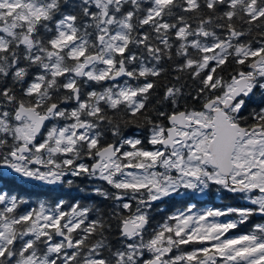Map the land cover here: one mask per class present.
Here are the masks:
<instances>
[{"label": "snow or ice", "instance_id": "1", "mask_svg": "<svg viewBox=\"0 0 264 264\" xmlns=\"http://www.w3.org/2000/svg\"><path fill=\"white\" fill-rule=\"evenodd\" d=\"M0 264H264V0H0Z\"/></svg>", "mask_w": 264, "mask_h": 264}, {"label": "trees", "instance_id": "2", "mask_svg": "<svg viewBox=\"0 0 264 264\" xmlns=\"http://www.w3.org/2000/svg\"><path fill=\"white\" fill-rule=\"evenodd\" d=\"M31 191L32 190L30 188H27V187H19V188H17L16 193L19 194V195L24 196L25 199H29L27 193H29ZM34 200H35V197L34 196L30 198V202L31 201H34Z\"/></svg>", "mask_w": 264, "mask_h": 264}, {"label": "flooded vegetation", "instance_id": "3", "mask_svg": "<svg viewBox=\"0 0 264 264\" xmlns=\"http://www.w3.org/2000/svg\"><path fill=\"white\" fill-rule=\"evenodd\" d=\"M158 91H160V90H158ZM161 94H162V91H161ZM175 207L179 208V207H181V205L177 204ZM157 219H159V217H157Z\"/></svg>", "mask_w": 264, "mask_h": 264}]
</instances>
